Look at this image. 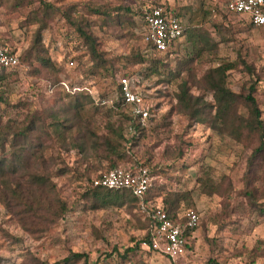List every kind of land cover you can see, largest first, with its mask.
<instances>
[{
  "label": "rangeland",
  "instance_id": "1",
  "mask_svg": "<svg viewBox=\"0 0 264 264\" xmlns=\"http://www.w3.org/2000/svg\"><path fill=\"white\" fill-rule=\"evenodd\" d=\"M157 5L186 30L170 55L143 42L142 10ZM211 7L201 0H0V42L21 60L0 85V139L7 140L0 160L9 163L0 175V264H55L73 253L89 264H264V152L251 158L257 136L231 115L213 127L214 97L203 81L208 70L234 64L228 88L244 96L253 85L264 121V28ZM83 37L95 41L102 67ZM33 48L44 50L46 66ZM124 75L150 116L130 162L149 170L156 200L186 197L179 210L200 215L176 261L143 248L146 226L135 205L97 208L93 200L90 181L110 166L104 143L122 151L131 135V108L116 107ZM182 83L207 105L205 123L178 106ZM242 100L237 118L247 117ZM75 104L84 110L77 114ZM57 118L76 125L64 123L60 137L52 130Z\"/></svg>",
  "mask_w": 264,
  "mask_h": 264
},
{
  "label": "trees",
  "instance_id": "2",
  "mask_svg": "<svg viewBox=\"0 0 264 264\" xmlns=\"http://www.w3.org/2000/svg\"><path fill=\"white\" fill-rule=\"evenodd\" d=\"M142 11L143 12L141 13V15H142V23H143V17L148 11V6L143 8ZM184 34H186L185 29H183V35ZM83 38L86 40L88 49L90 51L91 60L92 62L95 63V67L96 68L102 67L103 65L102 62L105 63V61H103L101 54L97 49L95 41L90 39L89 37H83ZM177 44L178 43L174 45L173 49L175 48ZM0 45L3 47H7L2 42H0ZM173 49L170 52H165L161 55H170L175 52ZM32 51L35 52L36 59L39 60L42 63V65L46 66L48 64L49 60L39 55V52H44L42 48H38V50H35V48H33ZM156 54H160V53H156ZM31 56L32 54L28 55V57H31ZM20 66H21V60L19 62V66L16 69H18ZM233 69H235L234 64H224V65L208 70L203 77V81L206 86V89L212 92L213 97H214L213 109L215 110V114H214V117L211 123L214 127L216 126L217 123L225 122L226 117L231 115L232 119H234V121L239 123V125L242 127L241 129L245 130L248 136L249 135L257 136L258 146L254 150L251 156V158L253 159V158L258 157L261 152H264V121L261 118V111L257 105V101L253 96L255 92V87L253 85H251L248 88L247 94H245L244 96H241L240 94H235L228 88L227 73ZM6 73L7 71L0 72V85H2L3 82L7 78ZM122 78H128V77L124 75ZM119 94H120V91H119ZM85 97L91 100L89 96H85ZM176 99L178 102V106L181 109H183V111L186 112L187 114L189 113L188 115L190 116L191 121H194L197 124L206 122L203 116L206 113L209 114L211 112L204 110L205 106L207 105H203V106L200 105L199 98L198 97L194 98L190 94L185 83L181 84L180 92L176 96ZM241 99H243L242 100L244 103L243 105L247 109V117L245 118H237L236 112H234L235 105L239 104L240 103L239 100ZM122 105H123V101L120 95L119 101L116 104V107L121 108ZM74 109H75V112L79 114L80 111L84 110V106L80 104L79 105L75 104ZM146 110L149 113V109L146 108ZM79 118L77 119L79 120ZM127 119H128L127 131L131 135H130V138L125 140V143H127L126 149L122 148L123 150L121 151L119 149L120 146L112 145L110 144L108 140L104 143L105 148H108V151H109L107 155H108V162L110 166L108 170L101 172L100 174H98L96 177H94L90 181V186L92 188L91 192L93 195L94 203L96 204L97 208L98 207L100 208L109 207V206H119L120 207L126 203L135 205L137 210L142 214L144 221H145L146 236L144 238L143 243H147V244H150L151 237H152L151 233L156 226L155 207L159 205L161 210L167 215V217L170 220L174 221L175 223H179L184 229L186 249L188 250L189 241L191 240V236L194 231H191L185 228V221L183 218H180L181 216H180V210H179L180 200H184L186 202L187 201L186 197L180 198L179 196H173L172 194H170L169 196H164L163 198H161L160 201L156 200L160 195L158 194V192L157 193L152 192L153 190L152 179H151L150 187L148 188L147 192L142 196L141 199L136 197L132 193V191L128 189L110 190L106 188L92 186V181L94 179L101 178L106 172L110 170H113L116 168L127 169V168H133L135 166H138L139 163H137L136 161L134 163L130 162V158L132 157L130 153L132 149L136 146L140 138L145 135L144 125L147 120H150V116L147 118L145 123H143L137 117L128 116ZM64 123L70 124L69 129L74 128L73 126L76 125V122H73L72 120H68V119L60 120L58 118L55 119L54 124L52 126V130L60 137H62L65 134L64 129L66 128L64 126ZM24 132H26V130H24ZM114 135H117V134L114 132ZM0 140H1L0 141L1 150H4V146L7 140H4L2 138ZM252 159H250V163ZM118 162H124V164L118 165L119 164ZM7 164H9L7 160H0V175L5 174L6 170L9 169ZM139 166H142V165H139ZM142 167L146 168L145 166H142ZM141 205L144 210H142ZM186 210L188 209H185L183 211H186ZM137 247L138 246H136L135 248H127L126 250H124L123 254L118 253V256L125 259L124 257H126L128 253L133 252ZM148 251H152V250L150 249ZM81 259H83V264H89L87 260V256L85 254H79V253H73L69 255L68 257L64 258L62 262L55 263V264H61V263L68 264V263L80 261Z\"/></svg>",
  "mask_w": 264,
  "mask_h": 264
},
{
  "label": "built area",
  "instance_id": "3",
  "mask_svg": "<svg viewBox=\"0 0 264 264\" xmlns=\"http://www.w3.org/2000/svg\"><path fill=\"white\" fill-rule=\"evenodd\" d=\"M201 1H209L213 5L209 8L212 14L222 10L226 14L245 18L251 27L264 28V0ZM143 26V42L154 53L163 54L171 51L174 45L184 37L180 19L176 13L163 5L148 7V11L143 17ZM19 62L20 54L18 52L0 45V72L16 69ZM70 65L72 64L70 63ZM119 91L123 105L131 108L133 117H137L145 123L149 113L144 108L142 98L136 92L134 83L128 78L120 79ZM150 185V172L142 166L127 169L116 168L92 181L93 187L131 190L139 199L147 192ZM142 210H144L143 207ZM180 218L184 219L185 228L191 231H195L200 225V215L193 209L186 210ZM155 219L156 226L151 233V242L150 244L143 243V248L151 249L172 261L184 257L187 249L182 226L170 220L159 205L155 207Z\"/></svg>",
  "mask_w": 264,
  "mask_h": 264
},
{
  "label": "crops",
  "instance_id": "4",
  "mask_svg": "<svg viewBox=\"0 0 264 264\" xmlns=\"http://www.w3.org/2000/svg\"><path fill=\"white\" fill-rule=\"evenodd\" d=\"M243 19V21H245L247 23V20L243 17H241ZM181 21V20H180ZM181 24H182V21H181ZM248 24V23H247ZM250 26V25H249ZM185 211H180V216H182L184 214Z\"/></svg>",
  "mask_w": 264,
  "mask_h": 264
}]
</instances>
